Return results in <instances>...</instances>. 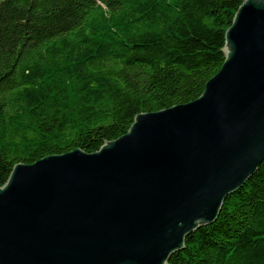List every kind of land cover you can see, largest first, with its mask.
<instances>
[{"label":"trees","instance_id":"obj_1","mask_svg":"<svg viewBox=\"0 0 264 264\" xmlns=\"http://www.w3.org/2000/svg\"><path fill=\"white\" fill-rule=\"evenodd\" d=\"M243 0H0V187L199 98ZM168 264H264V160Z\"/></svg>","mask_w":264,"mask_h":264},{"label":"water","instance_id":"obj_2","mask_svg":"<svg viewBox=\"0 0 264 264\" xmlns=\"http://www.w3.org/2000/svg\"><path fill=\"white\" fill-rule=\"evenodd\" d=\"M194 101L19 163L0 187V264H168L264 160V0H243Z\"/></svg>","mask_w":264,"mask_h":264}]
</instances>
